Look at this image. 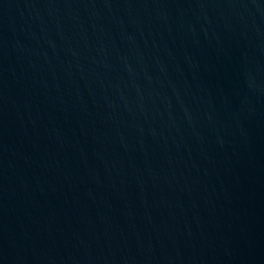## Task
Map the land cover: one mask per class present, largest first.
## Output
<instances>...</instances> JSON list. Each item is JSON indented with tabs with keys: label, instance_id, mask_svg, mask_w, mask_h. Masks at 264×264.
Returning a JSON list of instances; mask_svg holds the SVG:
<instances>
[{
	"label": "water",
	"instance_id": "1",
	"mask_svg": "<svg viewBox=\"0 0 264 264\" xmlns=\"http://www.w3.org/2000/svg\"><path fill=\"white\" fill-rule=\"evenodd\" d=\"M0 264H264V0H0Z\"/></svg>",
	"mask_w": 264,
	"mask_h": 264
}]
</instances>
